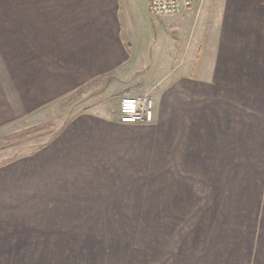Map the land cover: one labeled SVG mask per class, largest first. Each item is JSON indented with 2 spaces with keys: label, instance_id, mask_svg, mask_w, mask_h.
<instances>
[{
  "label": "crops",
  "instance_id": "crops-1",
  "mask_svg": "<svg viewBox=\"0 0 264 264\" xmlns=\"http://www.w3.org/2000/svg\"><path fill=\"white\" fill-rule=\"evenodd\" d=\"M34 1L32 40L0 38V137L92 82L151 99L152 121L97 109L0 156V264L134 216L156 222L141 264H264V38L239 27L264 25L263 3L205 0L146 26L149 0Z\"/></svg>",
  "mask_w": 264,
  "mask_h": 264
},
{
  "label": "rangeland",
  "instance_id": "rangeland-1",
  "mask_svg": "<svg viewBox=\"0 0 264 264\" xmlns=\"http://www.w3.org/2000/svg\"><path fill=\"white\" fill-rule=\"evenodd\" d=\"M201 1L205 0H197L198 3ZM207 1L217 2L221 0ZM234 1L260 2L264 5V0ZM141 17L143 24L146 26H150V24H155L156 22L153 16L146 13ZM157 23L158 26L159 21ZM239 27L244 28L245 34L252 35L254 36L253 38H264V25H244ZM231 32H236V30H232ZM0 38L15 39L12 41L14 44L26 43L27 39L32 40V0H0ZM260 43H262L261 47L264 49V41ZM262 66L264 67V57H262ZM104 93H107V88L101 87L94 82L86 84L68 96L64 101L53 104L49 108V112H52V115L48 116L49 121L46 123L43 121L7 136L22 133L33 127L48 123L53 125V130L60 129L76 115L96 111L97 109H101L100 111L102 112L105 111L117 121L119 101L124 96L118 95L115 89L109 90V95L106 97H103ZM44 134L45 132L31 135L26 139L11 144L9 147L0 149L1 154L4 151V155L0 156L16 157L29 151L33 152L44 143ZM4 137H0V139ZM10 149L12 150L11 153H5V151L10 152ZM112 219L110 218L111 221ZM141 219H145V221L141 222ZM151 219L155 218H141L140 216L117 217V223L113 226L112 224H107L108 218H101L100 233L96 231L94 233L85 232L83 234L85 236L83 241L79 239L77 242L70 243L78 245L83 242L85 244L83 248L74 247L57 250L56 252L60 253L59 255L53 254L55 250L32 249V264H50L45 263L48 260L46 257L50 252L53 254V256L50 255V257H53L51 260L56 261V263L51 264H141L143 243L141 232L143 229H145L146 233L147 229L155 230L156 222H151ZM114 227L115 232L110 231Z\"/></svg>",
  "mask_w": 264,
  "mask_h": 264
},
{
  "label": "built area",
  "instance_id": "built-area-1",
  "mask_svg": "<svg viewBox=\"0 0 264 264\" xmlns=\"http://www.w3.org/2000/svg\"><path fill=\"white\" fill-rule=\"evenodd\" d=\"M197 0H149V13L157 19L173 17L191 9ZM118 120L124 125H144L152 121V100L124 96L119 101Z\"/></svg>",
  "mask_w": 264,
  "mask_h": 264
},
{
  "label": "trees",
  "instance_id": "trees-1",
  "mask_svg": "<svg viewBox=\"0 0 264 264\" xmlns=\"http://www.w3.org/2000/svg\"><path fill=\"white\" fill-rule=\"evenodd\" d=\"M53 129V125L51 123L45 124V125H41L38 127H33L31 129H29L28 131L22 132V133H18V134H14L11 136H7L4 138L0 139V149H4L6 147L11 146V144L19 142L23 139H26L28 137H30L31 135H37V134H41L44 132H47L49 130Z\"/></svg>",
  "mask_w": 264,
  "mask_h": 264
}]
</instances>
